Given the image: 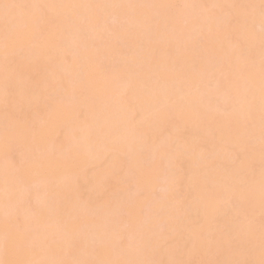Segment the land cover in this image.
<instances>
[{
	"label": "bare ground",
	"instance_id": "1",
	"mask_svg": "<svg viewBox=\"0 0 264 264\" xmlns=\"http://www.w3.org/2000/svg\"><path fill=\"white\" fill-rule=\"evenodd\" d=\"M259 5L0 0V260L258 264ZM12 142L26 158L10 160ZM41 180L31 199L43 206L26 221L16 205ZM87 229L102 239L95 250Z\"/></svg>",
	"mask_w": 264,
	"mask_h": 264
},
{
	"label": "rangeland",
	"instance_id": "2",
	"mask_svg": "<svg viewBox=\"0 0 264 264\" xmlns=\"http://www.w3.org/2000/svg\"><path fill=\"white\" fill-rule=\"evenodd\" d=\"M110 20H112V19H110ZM110 20H109V22H110ZM112 21H113V20H112ZM23 57H24V56H23ZM69 80H70V82H72L71 79H69ZM66 82H67V81H66ZM68 82H69V81H68ZM70 82H69V84H71ZM29 83H30V82H29ZM65 84H66V83H65ZM65 84L63 85L62 88H64ZM67 84H68V83H67ZM67 84H66V85H67ZM28 85H30L29 88H30V87L33 88V86H35V84H34V80H33V81L31 80V83L28 84ZM31 85H33V86H31ZM68 86H69L68 88H70L71 85H68ZM65 87H66V86H65ZM59 88H60V87H59ZM62 88H60V89H62ZM60 89H58V90L60 91ZM43 90H44V89H43ZM70 90H71V89H70ZM44 91H45V90H44ZM44 91H42V92H44ZM63 91H64V89H62V93H63ZM65 91H67V90H65ZM68 91H69V90H68ZM66 93H67V92H66ZM63 95H65V93H63ZM66 96H67V94H66ZM63 98H64V97H63ZM0 102H1V101H0ZM1 103H2V102H1ZM1 103H0V105H1ZM0 110H1V109H0ZM7 117H8V115H6V118H7ZM4 126H6V120L4 121ZM163 143H164V142H163ZM11 145H12V148H13V149L11 148L12 150H10V156H11L10 160H11V161H12V156H13L14 159H16V160L13 159L14 162H17L18 160H20V159H18V158H20V157H21V159L24 158V157L26 158V156L24 155L25 152L22 154V152L19 151V150H22V149L19 148V150H16V149H18V148H17L18 146H15L16 144L14 145L13 142H12ZM166 146H168V144H167ZM166 146L163 145V147H166ZM15 148H16V149H15ZM166 148H167V147H166ZM11 151H12V152H11ZM11 153H12V155H11ZM26 153H27V152H26ZM20 154H22L23 157L20 156ZM10 156H9V157H10ZM17 156H18V158H17ZM255 165H256V164H255ZM90 167H91V166H90ZM88 168H89V167H88ZM86 169H87V168H86ZM86 169H85V172H86ZM82 170H83V169H82ZM82 170H81V171H82ZM85 172H84V170H83V172L79 173V175H81V174H83V173H85ZM76 178H78V177H76ZM80 180H81V177L78 178V181H80ZM37 181H39V180H37ZM40 182L42 183V185H40V184H41ZM40 182H37V183H40V184L38 185V184L33 183V182L31 181V182L29 183V186H26V187H28V188H26L27 191H24V190H26V189H23V191H24V192H23V195L25 196V198H23L24 196L22 197L24 200H22V198H21V203H22V204H21L20 201H19V203L16 205V207H17L16 209H18V211L21 210V212H22V214H21L20 212H17L18 214L20 213L21 216H22L23 214H24V215H27L26 218H25V220L27 219L26 221H28L29 218L33 217V216H31V214L33 213V208H34V206H35V208H36L37 205H39V207L43 206V204H42L41 202H38V200H36V197L31 199V197H33L31 191H32V190L39 191L38 189L41 188L40 186L43 187V183H44V182H42V180H41ZM26 185H28V184H26ZM38 187H39V188H38ZM37 188H38V189H37ZM160 188L163 189L164 187H161V186H160ZM160 188H157L158 191L155 190V191H156V192H155L156 195L158 194V195L160 196L162 192H165L164 190L166 189V187H165L163 190H161ZM94 190H97V189H94ZM130 190H131V189H130ZM160 190H161V192H160ZM104 191H105V190H103V192H104ZM25 192H26L28 195H27ZM29 192H30L31 194H30ZM33 192H35V191H33ZM131 192H132V191H131ZM24 193H25V194H24ZM162 194H163V193H162ZM26 195H27V196H30V198H29V197L26 198ZM158 195H157V196H158ZM104 196H105V195L102 193L101 196H100V198H102V197H104ZM98 197H99V196H98ZM25 199H26V200H25ZM34 200H35V201H34ZM40 203H41L42 205H41ZM18 205H19L20 207H18ZM23 205L25 206V208H24ZM26 205H27V206H26ZM37 207H38V206H37ZM144 207H145V206H144ZM20 208H21V209H20ZM22 208H24V209H22ZM147 209H148V207H146V209H145V208H144V209L142 208L143 211H144V210L146 211ZM10 210H12V208H9L8 214L13 215V214H12L13 211L10 212ZM14 211H15V209H14ZM31 211H32V213H30ZM28 212H29V213H28ZM17 213L15 212L14 214L16 215ZM34 213H35V212H34ZM34 213H33L32 215H35ZM90 213H91V214H90V217H91V218H93V216H94V217H101V208L97 209V210L94 211V212H90ZM18 214H17V215H18ZM28 214H29V217H28ZM6 215H7V214H6ZM10 215H7V216H10ZM20 215H18V217H20ZM122 215H124V214L122 213ZM30 216H31V217H30ZM22 217H23V216H22ZM24 217H25V216H24ZM23 219H24V218H23ZM216 219H217V218H216ZM219 219H220V218H219ZM219 219H218V220H219ZM31 220H32V219H31ZM31 220H30V222L32 223L33 220H32V221H31ZM29 224H30V223H29ZM30 226H31V225H30ZM87 227H89V226L87 225ZM28 228H29V227H28ZM87 230H89V233H88L87 235H89V234L91 233V234H90V238H89V236H88V238H89V241L92 239V240L90 241L92 245H90V244H89L90 242H89V243H88L89 245H88V246L85 245V248H87V247L89 248V247H91V246H92V247L94 246V249H93V250H95V249L98 247V245L100 244V242H98V241H99V240H102V239H100V237L98 238V234H97V235H96V234L93 235L94 232H91V229H87ZM29 232H30V229H29ZM29 232H28V233H29ZM28 235H30V234H28ZM28 235L26 234V237H27ZM64 235H65V233H64ZM91 235H92V236H91ZM66 236H68V235L66 234L65 237H66ZM125 236H126V235H125ZM127 236H128V235H127ZM26 237H25V238H26ZM131 237H132V236H129L130 241H131V239H132V242H134L133 238H134V239H137V238H135L134 236H133L132 238H131ZM0 238H2V237H0ZM27 238L29 239V237H27ZM125 238H126V237H125ZM2 239H4V238H2ZM127 239H128V237H127ZM0 240H1V239H0ZM4 240H5V239H4ZM255 240H256V239H255ZM1 241H2V240H1ZM128 241H129V240H128ZM128 241H127V243L129 244L130 241H129V242H128ZM136 241H137V240H136ZM136 241H135V242H136ZM26 242H27V241H26ZM2 243H3V242H2ZM2 243H1V244H2ZM26 244L28 245L29 242H27ZM26 244H24V247L26 246V248H32L31 246L35 247L34 245H31V244H30V245L27 246ZM3 245H4V243H3ZM3 245H2V246H3ZM86 246H87V247H86ZM0 249H1V247H0ZM90 249H91V248H90ZM90 249H89V250H90ZM0 251H1V250H0ZM91 251H92V250H91ZM112 251H113V250H112ZM116 253H117V251H116ZM116 253H115V254H116Z\"/></svg>",
	"mask_w": 264,
	"mask_h": 264
},
{
	"label": "snow or ice",
	"instance_id": "3",
	"mask_svg": "<svg viewBox=\"0 0 264 264\" xmlns=\"http://www.w3.org/2000/svg\"><path fill=\"white\" fill-rule=\"evenodd\" d=\"M260 9H261V38L264 41V0H260ZM4 7L6 9L16 7V5L5 4ZM5 40V59L7 60L8 56V48H9V40H10V32H6L4 37ZM261 72H262V84H261V94H262V101H264V56H262L261 60ZM5 97H10L13 95V90L10 85H5L4 90ZM261 204L264 207V169H262L261 173ZM262 255H264V237H262ZM0 264H14V262L0 260ZM19 264V262H17ZM62 264V262H61ZM147 264V262H145ZM170 264H191V262H170ZM202 264H256V262L251 260H244V261H231V262H202ZM258 264H264V258H262Z\"/></svg>",
	"mask_w": 264,
	"mask_h": 264
}]
</instances>
